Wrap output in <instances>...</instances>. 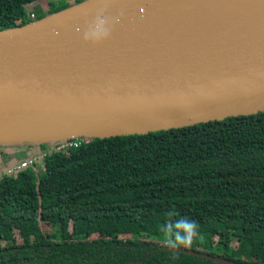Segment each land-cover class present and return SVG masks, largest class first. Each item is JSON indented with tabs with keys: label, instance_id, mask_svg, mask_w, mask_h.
<instances>
[{
	"label": "trees",
	"instance_id": "16d2710c",
	"mask_svg": "<svg viewBox=\"0 0 264 264\" xmlns=\"http://www.w3.org/2000/svg\"><path fill=\"white\" fill-rule=\"evenodd\" d=\"M37 1L0 0V32L66 9L27 16ZM82 138L20 142L45 156L11 175L0 152V264H264V111ZM179 220L197 225L191 246L151 240Z\"/></svg>",
	"mask_w": 264,
	"mask_h": 264
},
{
	"label": "water",
	"instance_id": "95a60500",
	"mask_svg": "<svg viewBox=\"0 0 264 264\" xmlns=\"http://www.w3.org/2000/svg\"><path fill=\"white\" fill-rule=\"evenodd\" d=\"M99 1L0 32V143L147 134L264 111V31L212 40L210 28L157 47L164 19L150 45L129 29L106 33L105 13L97 36L67 20Z\"/></svg>",
	"mask_w": 264,
	"mask_h": 264
},
{
	"label": "bare ground",
	"instance_id": "6f19581e",
	"mask_svg": "<svg viewBox=\"0 0 264 264\" xmlns=\"http://www.w3.org/2000/svg\"><path fill=\"white\" fill-rule=\"evenodd\" d=\"M172 9L176 13H171ZM103 13L111 19L105 26L106 33L129 29L131 35L149 45L156 30L152 23L164 19L165 25L158 30L157 47L178 36L195 40L210 28L214 31L212 40L230 32L246 35L252 30L264 31V0H101L69 15L67 20L71 24L89 23V36H97Z\"/></svg>",
	"mask_w": 264,
	"mask_h": 264
},
{
	"label": "rangeland",
	"instance_id": "374dc122",
	"mask_svg": "<svg viewBox=\"0 0 264 264\" xmlns=\"http://www.w3.org/2000/svg\"><path fill=\"white\" fill-rule=\"evenodd\" d=\"M90 1H93V0H40V1H37L35 3H32L28 6H26V15L28 16L30 14V12H35L36 14H39L41 16H47L48 15V12L53 9V8H56L58 6H65L66 9L65 11L69 10V9H72L74 7H78V6H81L83 4H87L88 2ZM52 8H50L51 6ZM62 140V139H59V141ZM54 141V140H52ZM13 143H20V142H3V143H0L2 146L4 145H8L10 147H4V148H0V152H3V154L6 155V158L7 161L11 160L12 158H14V152H15V149L11 146H14ZM19 145H24L23 143H20ZM22 151L24 150L25 152V157L27 158V156L29 155V148L26 147L24 145L23 149H21ZM28 152V153H27ZM14 161V160H13ZM15 162H20L18 161V159L16 158V161ZM170 233L167 231V232H164L163 234H161L160 236H158L159 239H156V238H151L152 241H155V242H158V243H161V244H169L167 242V238L169 237Z\"/></svg>",
	"mask_w": 264,
	"mask_h": 264
},
{
	"label": "built area",
	"instance_id": "2783aa9c",
	"mask_svg": "<svg viewBox=\"0 0 264 264\" xmlns=\"http://www.w3.org/2000/svg\"><path fill=\"white\" fill-rule=\"evenodd\" d=\"M34 16L31 15L30 18L32 19ZM56 141V140H54ZM84 139L82 137H74V138H67L58 140L52 143V149L55 151H65L70 148H77L83 143ZM28 153V152H27ZM49 153V152H47ZM45 156V153H41L39 151L29 152L27 158L23 161L15 162L13 161L6 169L5 174L11 175L15 174L28 166H31L37 162H40Z\"/></svg>",
	"mask_w": 264,
	"mask_h": 264
},
{
	"label": "clouds",
	"instance_id": "9594fccd",
	"mask_svg": "<svg viewBox=\"0 0 264 264\" xmlns=\"http://www.w3.org/2000/svg\"><path fill=\"white\" fill-rule=\"evenodd\" d=\"M197 225L195 222L179 220L169 225V237L167 242L171 246H191L193 237L196 235Z\"/></svg>",
	"mask_w": 264,
	"mask_h": 264
},
{
	"label": "crops",
	"instance_id": "0c3cea01",
	"mask_svg": "<svg viewBox=\"0 0 264 264\" xmlns=\"http://www.w3.org/2000/svg\"><path fill=\"white\" fill-rule=\"evenodd\" d=\"M29 152H30V151H29ZM12 159H13V158H12ZM12 159L9 161V165H10V164L13 162V160H12Z\"/></svg>",
	"mask_w": 264,
	"mask_h": 264
}]
</instances>
